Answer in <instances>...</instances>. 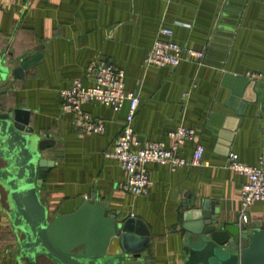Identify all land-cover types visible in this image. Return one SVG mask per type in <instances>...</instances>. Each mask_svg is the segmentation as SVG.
I'll return each mask as SVG.
<instances>
[{"label":"crops","instance_id":"1","mask_svg":"<svg viewBox=\"0 0 264 264\" xmlns=\"http://www.w3.org/2000/svg\"><path fill=\"white\" fill-rule=\"evenodd\" d=\"M160 28L202 57L173 67L144 65L154 39L167 38L158 35ZM0 52L14 66L40 55L14 81L7 103L27 109L32 129L52 141L41 152L52 165L39 189L49 209L92 197L110 213L138 219L148 232L142 251L148 264H183L187 232L181 216L190 197L210 201L220 221H264V203L255 201L246 222H239L245 177L226 166L229 153L247 165L264 155V89L255 87V94L251 88L264 82L248 76L264 74V0H0ZM97 59L122 69L124 89L137 94L132 129L140 144L161 141L168 147V131L190 127L192 141L176 153L187 160L199 144L201 165L148 162L144 194L119 189L124 173L104 152L120 130L126 104L114 111L95 101L81 103V110L103 123L101 133L89 134L62 111L58 97L73 79L90 85L85 68ZM16 250L0 210V264H17Z\"/></svg>","mask_w":264,"mask_h":264},{"label":"water","instance_id":"2","mask_svg":"<svg viewBox=\"0 0 264 264\" xmlns=\"http://www.w3.org/2000/svg\"><path fill=\"white\" fill-rule=\"evenodd\" d=\"M39 56L14 66L13 58L0 52V210L17 245L13 257L17 264H148L142 256L148 232L138 219L110 213L92 197L77 196L53 209L40 197L52 165L41 152L52 141L32 129L27 109L7 103L14 81ZM255 87L264 84L251 86L256 94ZM183 208V264H264V221H220L210 201L194 197Z\"/></svg>","mask_w":264,"mask_h":264},{"label":"built area","instance_id":"3","mask_svg":"<svg viewBox=\"0 0 264 264\" xmlns=\"http://www.w3.org/2000/svg\"><path fill=\"white\" fill-rule=\"evenodd\" d=\"M171 30L158 29V35L165 39L155 38L146 51L144 65L176 66L181 60L201 58L202 53L183 47L170 40ZM86 75L91 84L84 86L79 79H73L69 87L58 92L60 107L63 112L72 114V122L82 132L99 134L103 131L101 120L94 119L81 110L83 102L95 101L109 106L112 110L120 109L123 103L125 113L120 130L115 136L112 146L104 152V156L114 159L124 173V179L118 183L119 189L134 195L144 194L150 185L144 165L148 162L167 163L170 165L198 166L201 165L202 146L194 144L189 159L177 155L179 145L192 141L194 130L190 127L177 126L168 131L170 145L165 147L161 141H145L143 144L136 139L132 129V119L137 109L138 96L133 91L124 89V72L103 59L90 62ZM250 78L264 82L263 73H250ZM227 168L245 177L239 189V222H246L247 209L255 201L264 203V155H260L256 165L239 162L233 153L227 155Z\"/></svg>","mask_w":264,"mask_h":264},{"label":"rangeland","instance_id":"4","mask_svg":"<svg viewBox=\"0 0 264 264\" xmlns=\"http://www.w3.org/2000/svg\"><path fill=\"white\" fill-rule=\"evenodd\" d=\"M1 208V207H0Z\"/></svg>","mask_w":264,"mask_h":264}]
</instances>
